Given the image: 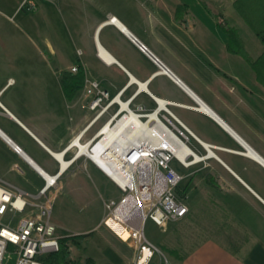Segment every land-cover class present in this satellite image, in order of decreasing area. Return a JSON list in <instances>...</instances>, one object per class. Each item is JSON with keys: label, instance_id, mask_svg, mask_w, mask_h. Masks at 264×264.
<instances>
[{"label": "crops", "instance_id": "obj_1", "mask_svg": "<svg viewBox=\"0 0 264 264\" xmlns=\"http://www.w3.org/2000/svg\"><path fill=\"white\" fill-rule=\"evenodd\" d=\"M53 5L55 17L63 24L56 25L54 37L61 41L60 47L62 41L70 40L75 57L72 63L61 47L60 61L70 63L71 70L84 68V96L8 94L17 82L9 78L0 84V142L4 146L0 168L14 167L25 173L24 165L43 180L37 167L51 175L60 174L59 180L68 176L69 181H76L91 173L94 162L84 153L75 158L78 149L74 142L79 138L81 143L91 141L119 109L116 104L95 119L97 112L92 114L95 110L90 107L94 95L87 92L93 81L111 97L120 94L122 101L131 99L133 106L142 105L147 111L157 107L155 97L175 102L170 109L180 121L201 141L216 146L215 157L198 163L185 176L197 174L193 181L196 190H201L198 206L204 204L210 216L187 225L194 211L190 207L189 216L181 219L183 253L176 250L168 259L160 251L150 264H264V86L255 75L239 69L244 67L238 65L239 55L228 49L227 36L213 23L204 30L202 19L194 12L201 3L55 0ZM47 6L48 2L44 9ZM218 14L228 23L222 10ZM113 17L116 23L110 21ZM139 44L168 73L156 74L158 65ZM103 52L110 60H105ZM196 101L204 110L182 106ZM5 136L21 147L23 155ZM190 144L205 154L196 138ZM2 181L37 199L44 187L29 189ZM110 231L116 238L111 241L115 256L107 264H135L137 249ZM88 233L84 234L92 235ZM85 257L102 264L97 257Z\"/></svg>", "mask_w": 264, "mask_h": 264}, {"label": "built area", "instance_id": "obj_2", "mask_svg": "<svg viewBox=\"0 0 264 264\" xmlns=\"http://www.w3.org/2000/svg\"><path fill=\"white\" fill-rule=\"evenodd\" d=\"M110 21L116 23L117 19L113 17ZM139 47L158 65L156 74L168 73L163 69L161 61L145 45L139 44ZM100 54L103 57V53ZM77 70L78 67L72 69L74 72ZM87 92L94 95L90 107L97 111L95 119L106 114L116 104L119 109L96 136L83 143V146H89L92 150L93 144L104 138L103 130L108 124L118 127L122 120L133 114L140 121L124 129L115 141L113 150L116 156H111V161L116 164L115 171L122 182L100 165L97 166L122 191L119 199L105 201L102 224L137 249L135 264H150L155 254L160 251L146 236V222L152 220L162 226L170 221L181 220L190 212L186 197H181L177 191L185 176L171 166L172 161L178 160L184 167L191 168L215 157L216 146L201 141L180 121L170 109V105L176 104L175 102L155 97L157 107L147 111L142 105L133 106L131 99L122 101L120 94L111 97L110 92L101 89L97 81L90 83ZM182 106L204 110L199 101L194 105ZM132 130L145 131L146 134L130 147L119 148L122 151L117 150V145ZM147 135H150V138ZM193 137L205 149V154L193 149L190 144ZM6 140L18 154L23 155L21 147L9 139ZM80 142V138L74 142L78 149L75 158L83 155ZM84 155L93 161L90 154ZM37 169L45 180L38 198H46L44 201L30 202L22 192H15L0 185V264H10V252L16 255L14 264H44V257L60 250L61 237L57 234L58 226L53 220L54 203L47 197L49 190L58 186L60 174L51 175L38 167ZM19 214L23 216L16 219ZM7 215H10V218L6 219ZM112 223L121 226L128 233V237L125 238L119 233Z\"/></svg>", "mask_w": 264, "mask_h": 264}, {"label": "rangeland", "instance_id": "obj_3", "mask_svg": "<svg viewBox=\"0 0 264 264\" xmlns=\"http://www.w3.org/2000/svg\"><path fill=\"white\" fill-rule=\"evenodd\" d=\"M187 1L201 3L194 12L202 19L204 23L202 26L206 32L209 23H213L217 31L226 37L220 24L226 23L225 17H220L218 14L222 10L227 16L229 25L235 27L244 40L250 55L257 58L263 52V44L237 12L233 4L234 0ZM47 2L48 6L44 9ZM54 2L55 0H0V84H4L9 78L17 82L8 94L16 91L23 96L55 98L65 95L63 74L71 71L72 65L60 61L59 50L63 47L64 55L67 59H71L72 63L75 62V57L70 40L62 41L63 46L60 47L61 41L54 37L55 28L63 26L55 17ZM238 57V65L244 67L238 68L256 76L250 63L242 56ZM81 96H84V89L78 94V97ZM96 112L91 111L92 114ZM98 141L99 139L96 140ZM0 149H4L1 142ZM196 165L189 169L178 160H173L171 163V166L184 176L197 169L199 166ZM22 166L25 173L14 167L0 168V184L15 192H19L18 187L15 188L2 180L29 189H39L45 185L40 176ZM7 171L9 173L6 174ZM196 175L195 173L192 178H185L179 185L182 190L179 195L186 197L192 211L194 210L190 220L185 222L187 225L197 224L198 221L206 220L210 216L204 204L198 206L197 198L201 199V190L195 188L193 180ZM59 185V188L50 189L47 195L54 203L53 220L58 223L57 234L60 237L84 234L86 231L90 232L88 235L92 234L79 237L78 243L73 242L70 257L78 259L80 256L82 258L93 256L99 258L102 264L113 261L115 255L111 241H115L116 238L101 222L105 201L119 199L122 195L120 188L95 162L92 172L83 175L82 179L69 181L68 176H65L59 180ZM25 198L30 202L46 200V198L40 200L27 195ZM22 216L19 214L16 219ZM7 218H10V215H7ZM181 225V220L170 221L162 226L148 220L146 236L169 259L173 255L172 250L183 253ZM8 258L10 264H14L16 255L10 252Z\"/></svg>", "mask_w": 264, "mask_h": 264}, {"label": "trees", "instance_id": "obj_4", "mask_svg": "<svg viewBox=\"0 0 264 264\" xmlns=\"http://www.w3.org/2000/svg\"><path fill=\"white\" fill-rule=\"evenodd\" d=\"M233 4L237 12L253 30L264 46V0H234ZM182 7L183 5L179 6L177 16H180ZM218 19L217 16V20ZM220 24L228 39V49L232 53L242 56L250 63L256 73L257 80L264 86V50L257 58H253L247 51L244 40L239 35L237 29L230 26L227 22ZM63 77L65 80V95L68 98L76 96L85 86L86 73L82 66H79L76 72L72 70L65 72ZM177 191L178 193L182 192L180 186H178ZM83 236L87 235L80 234L61 237L60 250L44 257V264H99L92 257H80L78 259L70 257L71 245L73 242L77 243V241H79L78 238ZM172 253L177 254L178 252L172 250ZM12 259L13 258H11V261Z\"/></svg>", "mask_w": 264, "mask_h": 264}, {"label": "bare ground", "instance_id": "obj_5", "mask_svg": "<svg viewBox=\"0 0 264 264\" xmlns=\"http://www.w3.org/2000/svg\"><path fill=\"white\" fill-rule=\"evenodd\" d=\"M104 53V52H103ZM105 59H109L110 57L108 54L104 53ZM204 109V108H203ZM134 123H140V121L136 118V116L133 114L129 118H126L125 120H122L119 124L118 127H112V125L108 124L104 127L103 132H105L104 138L99 141L97 144H93L92 150L89 148V146H83V143H79L81 146V154L82 153H88L92 157L93 161L97 164L103 167L107 172L115 176L119 181L120 178L118 177V173L115 171V163L111 161V156L115 157L116 153H114V146H115V141L118 138V136L121 134L124 129L128 128V126L134 125ZM145 131H135L132 130L129 132L121 141L120 144H118V149L119 151L121 148H128L130 145H132L138 138L140 139L145 135ZM147 137L150 138V135H147ZM120 145V146H119ZM120 148V149H119ZM120 153V152H119ZM62 159V155H58ZM64 167L68 166V162L64 161ZM112 225L117 229L119 233H121L125 238L128 237V233L124 231V229L121 226H117L116 224L112 223Z\"/></svg>", "mask_w": 264, "mask_h": 264}, {"label": "water", "instance_id": "obj_6", "mask_svg": "<svg viewBox=\"0 0 264 264\" xmlns=\"http://www.w3.org/2000/svg\"><path fill=\"white\" fill-rule=\"evenodd\" d=\"M2 134V133H1ZM6 139H9L7 136H5ZM10 140V139H9Z\"/></svg>", "mask_w": 264, "mask_h": 264}]
</instances>
